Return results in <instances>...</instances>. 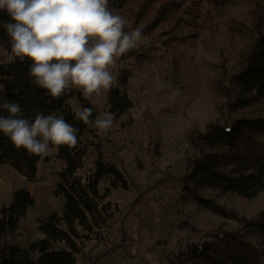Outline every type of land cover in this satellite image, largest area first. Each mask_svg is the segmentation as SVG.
Masks as SVG:
<instances>
[{"label":"rangeland","instance_id":"374dc122","mask_svg":"<svg viewBox=\"0 0 264 264\" xmlns=\"http://www.w3.org/2000/svg\"><path fill=\"white\" fill-rule=\"evenodd\" d=\"M258 2H204L200 25L184 27L178 33L195 36L191 43L175 41L166 47L165 37H159L161 29L148 32L140 27L142 40L138 46L117 59L112 72L118 76L117 85L121 76L127 75L124 88L132 107L120 118L113 117V128L106 136L96 131L93 141L100 153L90 147L82 171H93L100 155L103 162L121 172L127 189H114L107 179L99 182V194L109 190L101 203L105 223L81 241L83 252L77 264H170L187 241H197L218 228L238 226L200 206L182 190L180 178L196 156L190 134L204 133L210 123H224L227 115L234 119L253 113L245 109L229 114L221 84L238 69L245 47L244 42L237 41L232 27L242 23V17L255 4L264 5ZM13 57L9 49L0 46V62ZM69 92L73 96L82 93L75 87ZM108 93L93 94L88 99L97 117L109 113ZM68 105L73 110L80 108L76 97H71ZM50 149L37 164L33 182L8 165H0V208L8 204L17 189L26 190L35 199L19 223L15 242L21 248L42 237L36 219L61 210L65 201L55 195L65 163L55 158V149ZM196 193L247 218L264 210V191L253 199L209 189Z\"/></svg>","mask_w":264,"mask_h":264},{"label":"trees","instance_id":"16d2710c","mask_svg":"<svg viewBox=\"0 0 264 264\" xmlns=\"http://www.w3.org/2000/svg\"><path fill=\"white\" fill-rule=\"evenodd\" d=\"M221 1L109 0V7L128 22L126 31L140 27L148 32L161 29L163 33L159 37H165L163 44L169 47L175 41L191 43L195 36L178 33L184 27L200 25L204 2L218 5ZM250 10L242 17V23L232 27L237 41L244 42L245 47L238 69L227 76L221 90L229 114L245 109L253 113L230 119L226 112L224 123H210L204 133L190 134L189 141L196 156L180 178L182 190L191 194L200 206L238 226L231 230L218 228L204 233L197 241H187L170 264H264V210L247 218L213 201L203 200L196 193L209 189L253 199L264 191V5L255 4ZM8 22H12L10 16L0 10V46L14 55L10 61L0 62V104L5 100L18 102L23 118L29 121H34L37 114L62 117L78 129V144L74 148L62 145L58 149L49 145L56 150L55 158L65 163L55 191V195L63 196L65 201L61 210L36 219L41 238L30 242L27 248L15 242L21 219L35 203L26 190H14L8 204L0 208V264H77V257L83 252L81 241L105 223L101 203L108 197L109 190L99 194V182L107 179L112 188L123 190L127 189V184L121 172L114 165L103 162L100 155L90 176L77 175L89 148H95L98 154L100 149L93 141L96 128L77 119L76 110L68 105V100L76 97L80 108H91L93 121L97 111L80 92L73 96L68 91L54 99L37 85L30 75L31 61L27 57L21 61L12 50L11 37L3 25ZM127 78L123 74L118 86L108 93V112L115 119L132 107L124 88ZM7 115L9 113L0 108V116ZM41 158L23 148H15L0 132V165H8L33 182Z\"/></svg>","mask_w":264,"mask_h":264},{"label":"clouds","instance_id":"9594fccd","mask_svg":"<svg viewBox=\"0 0 264 264\" xmlns=\"http://www.w3.org/2000/svg\"><path fill=\"white\" fill-rule=\"evenodd\" d=\"M12 22L4 28L12 50L21 61H30L34 82L59 99L70 89L81 90L86 99L117 87V59L136 48L142 40L139 28L126 31L127 21L114 14L109 0H0ZM0 108V132L15 148L44 157L50 147L78 144L77 131L62 117L37 114L34 121L23 118L18 102L5 100ZM77 119L94 126L101 136L113 128L109 113L91 120V108H77Z\"/></svg>","mask_w":264,"mask_h":264},{"label":"built area","instance_id":"2783aa9c","mask_svg":"<svg viewBox=\"0 0 264 264\" xmlns=\"http://www.w3.org/2000/svg\"><path fill=\"white\" fill-rule=\"evenodd\" d=\"M90 174H91L90 171H88V172H83L82 170H78V171H77V175H78L79 177H82V178H85V176H90Z\"/></svg>","mask_w":264,"mask_h":264},{"label":"crops","instance_id":"0c3cea01","mask_svg":"<svg viewBox=\"0 0 264 264\" xmlns=\"http://www.w3.org/2000/svg\"><path fill=\"white\" fill-rule=\"evenodd\" d=\"M42 158H43V157H42ZM42 158L38 161V163L42 160ZM38 163H37V164H38Z\"/></svg>","mask_w":264,"mask_h":264}]
</instances>
